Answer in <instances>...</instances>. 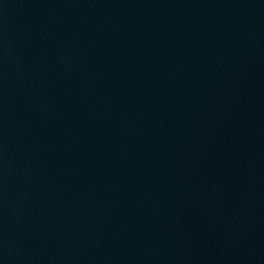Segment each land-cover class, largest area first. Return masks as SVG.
Masks as SVG:
<instances>
[{"label": "water", "instance_id": "water-1", "mask_svg": "<svg viewBox=\"0 0 264 264\" xmlns=\"http://www.w3.org/2000/svg\"><path fill=\"white\" fill-rule=\"evenodd\" d=\"M0 264H264V0H0Z\"/></svg>", "mask_w": 264, "mask_h": 264}]
</instances>
